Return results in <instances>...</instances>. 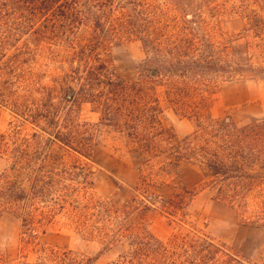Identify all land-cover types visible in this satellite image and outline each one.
Returning <instances> with one entry per match:
<instances>
[{
	"label": "rangeland",
	"instance_id": "374dc122",
	"mask_svg": "<svg viewBox=\"0 0 264 264\" xmlns=\"http://www.w3.org/2000/svg\"><path fill=\"white\" fill-rule=\"evenodd\" d=\"M190 1L194 6L187 13L176 0H143L144 15L4 16L11 36L0 24V264H36L42 247L111 264L128 243L117 236L104 239L100 230L113 234L129 224L162 242L175 240L191 250L197 245L198 264H264V187L246 207L233 209L200 185L196 166L165 174L161 158L147 163L140 147L146 132L154 130L141 126L128 136V130L101 118L116 108L123 120L129 122L130 114L140 118V84L154 54L147 37L154 40L153 49L188 39L233 69H264V0ZM255 73L259 76L219 73L206 99L210 116L264 120V72ZM111 82L125 87L124 93L116 96ZM133 82L135 90L129 89ZM163 91L157 89L160 126L179 138L191 134L195 119L176 112ZM155 142L165 145L158 137ZM35 177L59 180L68 191L57 194L76 197L79 207L77 220L68 216L72 207L66 205L67 213L54 216L46 232L31 241L22 234L20 203L4 195L6 181H23L26 187L25 180ZM169 199L181 208L166 210L163 202ZM102 202L132 209L104 225L95 211ZM61 204L56 200L55 207ZM74 221L98 231H77Z\"/></svg>",
	"mask_w": 264,
	"mask_h": 264
},
{
	"label": "trees",
	"instance_id": "16d2710c",
	"mask_svg": "<svg viewBox=\"0 0 264 264\" xmlns=\"http://www.w3.org/2000/svg\"><path fill=\"white\" fill-rule=\"evenodd\" d=\"M176 2L184 13L190 12L194 6L190 0ZM146 7L143 0H0V24L11 36V27L5 15H144ZM66 27L67 31L70 30V25ZM147 42L154 54L148 58L151 63L149 75L140 84L143 99L140 118L132 120L133 115L130 114L129 122L123 120L120 109L116 108L113 113L102 112V120L117 129L125 128L128 136L136 135L141 126L154 130L152 133L146 132L143 137L146 142L140 147L141 153L148 158L147 163L152 158H161V171L165 174L177 171L182 165H194L199 170L200 185L212 191L219 201L233 209L246 207L251 197L264 187V120H236L230 115L212 118L206 99L210 90L217 85L219 73L227 74V78L237 71H249L259 76L255 72H264V69L254 70L243 65L233 69L216 52L208 50L198 41L181 39L171 48L157 49H153L155 42L151 37H147ZM110 85L114 86L116 96L124 93L125 87L112 82ZM137 86L138 83L133 82L129 89L135 90ZM158 88L164 89L165 99L176 112L195 119V129L191 134L179 138L166 133L160 126L158 116L162 110L157 97ZM157 137L164 142V146L157 145ZM25 181L26 187L23 181H6L4 196L20 203L22 234L28 235L31 241L40 232H46L54 216L67 213L64 212L66 205L72 207L68 210V216L77 220L79 205L76 197L70 200L72 195L57 194L68 191L66 185L52 178L45 180L35 177ZM145 184L146 178L142 180V185ZM184 193L189 194L186 190ZM52 194H57L55 201H52ZM180 196L176 194V197ZM56 200L63 203L58 204V208L55 207ZM82 200L89 205V198L83 197ZM48 202L53 205L49 206ZM164 203L166 210H178L182 206L181 203L175 205L171 199ZM126 206L116 208L107 203H98L95 209L98 222L112 225L124 219L132 209ZM74 223L77 231H98L94 225ZM116 231L112 234L100 230L99 235L109 241L116 236L127 240V251L111 264H198V260H195L197 245L191 250V245L180 247L175 240L162 242L132 224L127 228L118 226ZM93 260L71 250L42 247L40 262L36 264H92Z\"/></svg>",
	"mask_w": 264,
	"mask_h": 264
},
{
	"label": "water",
	"instance_id": "95a60500",
	"mask_svg": "<svg viewBox=\"0 0 264 264\" xmlns=\"http://www.w3.org/2000/svg\"><path fill=\"white\" fill-rule=\"evenodd\" d=\"M155 70H153V72H154Z\"/></svg>",
	"mask_w": 264,
	"mask_h": 264
}]
</instances>
